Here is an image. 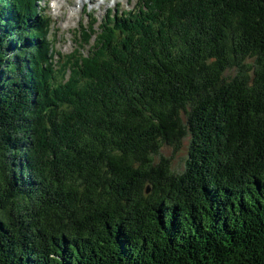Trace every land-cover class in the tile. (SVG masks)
Here are the masks:
<instances>
[{"label": "trees", "instance_id": "trees-1", "mask_svg": "<svg viewBox=\"0 0 264 264\" xmlns=\"http://www.w3.org/2000/svg\"><path fill=\"white\" fill-rule=\"evenodd\" d=\"M41 3L0 0V264H264V0L88 13L70 54Z\"/></svg>", "mask_w": 264, "mask_h": 264}, {"label": "rangeland", "instance_id": "rangeland-1", "mask_svg": "<svg viewBox=\"0 0 264 264\" xmlns=\"http://www.w3.org/2000/svg\"><path fill=\"white\" fill-rule=\"evenodd\" d=\"M77 1V0H74ZM96 3L89 4L86 2V8L82 7H70L69 0H52L51 12L48 14V10L43 6L44 12L51 16L52 20L58 28L57 45L56 48L63 54H70L75 48V37L79 30L80 25L87 24L89 19L87 18V12L96 17L98 22H101L106 18L109 10L117 8V11L133 10L137 11L140 0H121V4H117L114 7L102 8L104 0H95ZM47 0H42V5ZM64 7L65 9L63 10ZM88 7V8H87ZM110 12V11H109ZM87 53V51H86ZM163 153L166 157L172 158V167L177 173L186 171L189 160V143L188 140L184 142L180 152L173 154L172 148H165Z\"/></svg>", "mask_w": 264, "mask_h": 264}, {"label": "clouds", "instance_id": "clouds-1", "mask_svg": "<svg viewBox=\"0 0 264 264\" xmlns=\"http://www.w3.org/2000/svg\"><path fill=\"white\" fill-rule=\"evenodd\" d=\"M51 3H52V0H47V2L42 5V6L47 8L48 14H50V12H51ZM117 4H121V6H122L121 0H104L101 7L102 8L114 7Z\"/></svg>", "mask_w": 264, "mask_h": 264}, {"label": "bare ground", "instance_id": "bare-ground-1", "mask_svg": "<svg viewBox=\"0 0 264 264\" xmlns=\"http://www.w3.org/2000/svg\"><path fill=\"white\" fill-rule=\"evenodd\" d=\"M85 1L86 0H80V2H77V4H75L72 0L69 2V4H70V7H79L80 5H84V3H85ZM89 2H90V4H94V3H96V1L95 0H88ZM63 8V10L65 9L64 7H62Z\"/></svg>", "mask_w": 264, "mask_h": 264}, {"label": "water", "instance_id": "water-1", "mask_svg": "<svg viewBox=\"0 0 264 264\" xmlns=\"http://www.w3.org/2000/svg\"><path fill=\"white\" fill-rule=\"evenodd\" d=\"M147 192H149V190H147Z\"/></svg>", "mask_w": 264, "mask_h": 264}]
</instances>
